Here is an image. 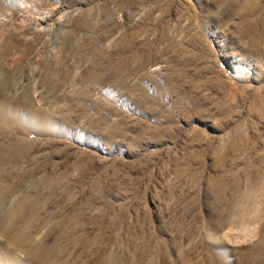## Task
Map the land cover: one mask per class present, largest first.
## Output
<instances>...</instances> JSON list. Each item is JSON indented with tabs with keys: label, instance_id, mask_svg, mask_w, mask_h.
I'll return each mask as SVG.
<instances>
[{
	"label": "rangeland",
	"instance_id": "obj_1",
	"mask_svg": "<svg viewBox=\"0 0 264 264\" xmlns=\"http://www.w3.org/2000/svg\"><path fill=\"white\" fill-rule=\"evenodd\" d=\"M0 264H264V0H0Z\"/></svg>",
	"mask_w": 264,
	"mask_h": 264
},
{
	"label": "bare ground",
	"instance_id": "obj_2",
	"mask_svg": "<svg viewBox=\"0 0 264 264\" xmlns=\"http://www.w3.org/2000/svg\"><path fill=\"white\" fill-rule=\"evenodd\" d=\"M0 65H2V64H0ZM1 68V67H0Z\"/></svg>",
	"mask_w": 264,
	"mask_h": 264
}]
</instances>
